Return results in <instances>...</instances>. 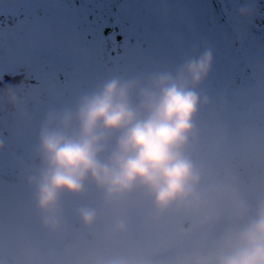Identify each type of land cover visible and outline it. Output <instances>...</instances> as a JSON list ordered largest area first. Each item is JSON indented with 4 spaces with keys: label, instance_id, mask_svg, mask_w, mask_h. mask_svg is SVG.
I'll use <instances>...</instances> for the list:
<instances>
[{
    "label": "rangeland",
    "instance_id": "rangeland-1",
    "mask_svg": "<svg viewBox=\"0 0 264 264\" xmlns=\"http://www.w3.org/2000/svg\"><path fill=\"white\" fill-rule=\"evenodd\" d=\"M206 51L213 63L209 76L192 89L200 104L189 155L199 168L218 158L217 184L234 189L254 210L264 201V0H0V264H68L72 251L79 264L114 259L137 264L158 256L169 235L191 231L213 208L219 220L210 217L167 260L156 263L173 258L202 264L186 249L201 244L224 221L233 209L230 198L212 196L210 206L195 215L162 214L167 222L157 221L147 238L137 229L139 246L119 255L111 238L145 212L141 200L154 204L137 196L109 206L92 181L83 196L61 197L58 223L66 234L60 247H49L45 258L28 241L17 253L3 252L17 229L49 228L36 200V182L42 170L41 132L50 118L75 112L82 97L114 79L147 83L160 75L175 77ZM206 118L212 123H202ZM224 140L241 143V152H217L214 141ZM84 209L97 214L92 227L81 218Z\"/></svg>",
    "mask_w": 264,
    "mask_h": 264
},
{
    "label": "clouds",
    "instance_id": "clouds-1",
    "mask_svg": "<svg viewBox=\"0 0 264 264\" xmlns=\"http://www.w3.org/2000/svg\"><path fill=\"white\" fill-rule=\"evenodd\" d=\"M212 63V53L206 51L175 77L160 75L147 83L108 81L82 97L75 112L50 118L41 132L42 170L36 182L46 226H59L62 195L83 196L89 181L109 206L141 196L159 214L176 210L195 215L210 206L212 196L228 197L233 226L213 264H264V201L253 210L234 189L217 184L205 191L206 174L189 155L200 104L192 89L209 76ZM81 218L92 227L97 214L84 209ZM108 264L129 262L114 259Z\"/></svg>",
    "mask_w": 264,
    "mask_h": 264
},
{
    "label": "bare ground",
    "instance_id": "bare-ground-1",
    "mask_svg": "<svg viewBox=\"0 0 264 264\" xmlns=\"http://www.w3.org/2000/svg\"><path fill=\"white\" fill-rule=\"evenodd\" d=\"M202 123H210L211 124L212 121L209 118H206V120L203 121ZM212 127H211V130H212ZM214 132H216V130H214ZM245 142H246L245 145H250L252 142V139L247 138V139H245ZM213 145H214V148L217 149V152L232 153V149L237 150L236 152L238 154L241 152L240 151L241 143H240V145H238V143L235 142V140H231V141L224 140V141H218V142L214 141ZM237 153L232 154L233 160L237 159V157H238L236 155ZM246 158H247V156H246ZM217 160H218V158H214L211 161L205 162L204 165L200 166V168L203 169L205 174H206V180H205V183L203 185V189L205 191H211V189L215 185H217V182L215 181V171H214V166H215ZM141 201L143 202L145 212L137 215L135 217V222L126 223V226H127L126 232L123 233L120 237H117L116 235H114L111 238V241L114 243V245L116 247L115 253H118L119 255L127 253L129 251V248H132V251H135L134 246H139L141 238L137 237V234H136L137 229H139L141 232L144 233V238H147V236L150 234V232L155 230V223L157 221L162 220L164 222H167L165 220L166 218L162 217V214L157 213V211L153 205L149 206V204L146 203L145 201H143V200H141ZM226 212H227L225 214L226 218L224 219V221L222 223H220L219 225H217L213 229V231L209 234V236H207V238H205L203 240V242L201 244L196 245L197 243L195 242L194 244L188 246V248L186 249V251H191L192 254H195L196 261L198 259H200L202 264H213V257H214L213 253H214V251L218 250V244H221V242H218V241L220 239H223L226 231L229 230L233 226V224H232L234 221L233 209H230ZM228 224H231V226H229ZM16 232H17V238L15 240H13L12 244L10 243V241H7L6 249L4 250L3 255L7 254V256H8V252H11V253L19 252L21 250V249L20 250L18 249L19 246L20 245L23 246L25 244V241L26 242L28 241L31 243V249L35 251L36 255L41 257V258H45V256H47L46 255L47 249L49 247L53 248V249H57L58 247H60V245L63 244V242L65 241V239L62 238V234H66V232H62L60 230V225L55 230H53L50 227L46 228L45 230L40 229L38 231V233L37 232H31L30 233V231L25 227L21 228V229H17ZM131 234H133V235L130 238L129 236ZM59 235L61 237H59ZM98 241L102 242L103 239L100 237L97 240V242ZM165 241H163L162 243H164ZM97 242H94V246L97 244ZM25 248L27 249L28 246L25 245ZM205 251H208V254L211 253V255L209 257L203 256L202 254L207 255V253ZM158 252H159V250H158ZM159 253L160 254H158V256H160L162 254V252H159ZM168 258H169V256H167L163 260L165 261ZM32 261H34V260L32 259ZM160 261H162V260H160ZM160 261H157V262H160ZM157 262L151 261V262L145 263V264H156ZM45 264H51V263L48 262ZM166 264H187V263L186 262L180 263V261L173 259V258H170L166 262Z\"/></svg>",
    "mask_w": 264,
    "mask_h": 264
},
{
    "label": "water",
    "instance_id": "water-1",
    "mask_svg": "<svg viewBox=\"0 0 264 264\" xmlns=\"http://www.w3.org/2000/svg\"><path fill=\"white\" fill-rule=\"evenodd\" d=\"M214 213L215 211L213 208H208L206 210L205 220L197 222L194 229L189 232L177 231L174 234L169 235L167 240L159 245V252H162V254L167 256V254L174 250L177 245L188 242L189 239L196 233V231L203 228L208 223L210 217H214ZM67 262L69 264H78L73 251L67 256Z\"/></svg>",
    "mask_w": 264,
    "mask_h": 264
},
{
    "label": "flooded vegetation",
    "instance_id": "flooded-vegetation-1",
    "mask_svg": "<svg viewBox=\"0 0 264 264\" xmlns=\"http://www.w3.org/2000/svg\"><path fill=\"white\" fill-rule=\"evenodd\" d=\"M180 231V230H179ZM75 253V252H74ZM170 255V253L169 254H167V256H169ZM166 256V257H167ZM75 257H76V254H75ZM166 257H161V258H156V259H154V256H152V257H148V258H144V259H142V260H140V261H138L137 262V264H145V263H149V262H151L152 260H154V261H160V260H163L164 258H166ZM77 258V257H76ZM150 258H152V259H150ZM77 260H78V258H77ZM78 262H79V260H78ZM69 264V263H68Z\"/></svg>",
    "mask_w": 264,
    "mask_h": 264
},
{
    "label": "trees",
    "instance_id": "trees-1",
    "mask_svg": "<svg viewBox=\"0 0 264 264\" xmlns=\"http://www.w3.org/2000/svg\"><path fill=\"white\" fill-rule=\"evenodd\" d=\"M0 145H2V148H3V144H2V143H0Z\"/></svg>",
    "mask_w": 264,
    "mask_h": 264
}]
</instances>
